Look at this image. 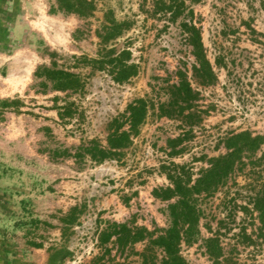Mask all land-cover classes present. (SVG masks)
Segmentation results:
<instances>
[{"label": "rangeland", "instance_id": "1", "mask_svg": "<svg viewBox=\"0 0 264 264\" xmlns=\"http://www.w3.org/2000/svg\"><path fill=\"white\" fill-rule=\"evenodd\" d=\"M92 1L93 12L79 16L56 0H0V264H28V246L44 243L52 264H141L140 254L162 264L164 249L149 245L147 231L154 238L171 225L174 198L152 190L172 186L168 175L188 185L204 178L231 133L264 136V0H183L174 18L180 0ZM111 20L125 25L103 44ZM183 23L197 28L208 68L195 59ZM123 49L137 72L118 83L106 57ZM44 68L69 71L79 82L56 90ZM184 76L191 107L160 115L170 86ZM137 99L146 104L138 133L114 158L92 160L85 148L92 140L106 147L118 124L128 128L127 106ZM105 161L116 169L111 178L97 175ZM102 184L128 185L123 195L133 197V212L121 224L146 229L142 240L116 242L113 253L95 242L105 230L93 202ZM262 187L264 143L240 154L216 188L191 194L197 222L190 232L184 226L178 245L185 263L264 264L253 207Z\"/></svg>", "mask_w": 264, "mask_h": 264}, {"label": "trees", "instance_id": "2", "mask_svg": "<svg viewBox=\"0 0 264 264\" xmlns=\"http://www.w3.org/2000/svg\"><path fill=\"white\" fill-rule=\"evenodd\" d=\"M57 7L66 12H73L79 16L90 15L95 5L92 0H56ZM184 2L180 0L178 9L173 11V17L182 13V6ZM163 7L169 9L163 4ZM125 23H118L111 20L108 26H105L104 35L101 36V42L107 43L119 37L122 33L121 27ZM185 32L188 35V41L193 47V54L195 59L199 62L200 67L208 68L209 63L203 53L200 34L197 28L191 24L183 23ZM126 26L124 29H127ZM113 49L108 50V54L113 52ZM131 58L130 51L127 49L121 50L117 55L106 57L112 67V79L115 82L121 83L127 81L131 76L137 72L135 63H128ZM93 64L98 65L99 69H104L105 61L102 59H91ZM194 70H197L194 67ZM208 72V71H206ZM209 74V72H208ZM46 78L55 81L56 90H65L75 86L79 79L69 72L62 69H49L44 68ZM170 98L166 103H162L159 107V114L163 116L172 115L173 109L182 112L185 108L189 109L194 93L189 81L186 77H180L178 83L172 84L169 88ZM185 103V107H183ZM128 111V128L123 129L122 124H118L112 132L107 136V146L103 147L96 141L92 140L90 145L85 148V152L96 162H102L105 159H112L120 152L121 149L127 147L131 142V135L138 133V125L143 121L146 114V104L143 99H137L127 106ZM117 122V120H115ZM264 143L263 135H252L249 131H241L231 133L226 137L224 145L227 152L221 157L212 160V168L207 172L204 178L196 181L194 185H188V182L179 179L176 175H168L172 182V186L155 188L152 190V195L162 200H169L174 198V201L169 203L168 212L171 217V225L161 235L152 238L151 232L147 231L150 246L162 247L165 251V258L162 264H186L184 259L178 253V245L180 241V233L184 226L193 230L197 222V214L194 206L190 200V195L195 192L208 191L216 188L221 178H225L234 168V165L239 162L240 154L243 152L254 153ZM253 207L258 212L260 222V230L264 231V187H262L253 199ZM146 229L135 228L132 229L126 224L113 223L107 229L99 233L98 241L101 243L108 242L111 237H115L117 243L124 245L142 240L145 235ZM141 264H147L143 254Z\"/></svg>", "mask_w": 264, "mask_h": 264}, {"label": "crops", "instance_id": "3", "mask_svg": "<svg viewBox=\"0 0 264 264\" xmlns=\"http://www.w3.org/2000/svg\"><path fill=\"white\" fill-rule=\"evenodd\" d=\"M98 169H99L97 172L98 176L103 175V173L104 174L108 173L110 176L109 178L113 176L110 174H113V171L116 170L113 168L112 165L108 164L106 161L103 163H100L98 166ZM121 181L123 182L125 181V179ZM76 184H77L76 188H78L81 182L77 181ZM70 186H74V184H71ZM66 187H68V184H66ZM120 187H122L123 190L121 188L120 189L115 188V185L110 186L109 184H102L99 186L100 197L93 198V202L97 204V210H102V213H100V217L106 218L103 220V225L105 226V229H107V227L110 226L114 222L117 224L129 222V217L133 212L132 208L130 207V202L133 197L128 200L127 197L123 195V193L127 190L125 187H128V185L125 186V184H123V185H120ZM65 192L67 193V191ZM28 196H31V194H29ZM20 199L24 200L25 202H29V199L25 197H21ZM26 210H27V214H32V211H33L32 206H31V209H26ZM101 230L103 231L104 229H101ZM98 237H99V234L96 236L95 242L98 243L99 247L101 248L103 247L106 252L113 253L117 249V245H116V241L114 237H111V239L105 243L99 242ZM28 247H29V251L27 254L28 264H52L53 263L54 253L49 246L45 245V243L41 247H38V248H32L30 246ZM67 250H71V249L67 247Z\"/></svg>", "mask_w": 264, "mask_h": 264}, {"label": "built area", "instance_id": "4", "mask_svg": "<svg viewBox=\"0 0 264 264\" xmlns=\"http://www.w3.org/2000/svg\"><path fill=\"white\" fill-rule=\"evenodd\" d=\"M162 253H163L162 258H165V251L163 250Z\"/></svg>", "mask_w": 264, "mask_h": 264}]
</instances>
